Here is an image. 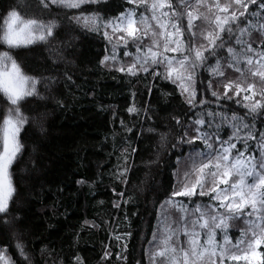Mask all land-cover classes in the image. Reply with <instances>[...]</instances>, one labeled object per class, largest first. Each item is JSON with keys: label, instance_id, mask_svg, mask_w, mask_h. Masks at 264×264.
<instances>
[{"label": "trees", "instance_id": "16d2710c", "mask_svg": "<svg viewBox=\"0 0 264 264\" xmlns=\"http://www.w3.org/2000/svg\"><path fill=\"white\" fill-rule=\"evenodd\" d=\"M261 2L249 3L244 16L232 22V31L222 33L223 47L216 48L215 55L206 52L207 61L196 67L193 88L196 100L204 95L200 106L196 100L189 104L181 88L165 79L157 65L135 75L120 71L135 59L128 56L130 62L124 67L105 60L110 46L104 29L85 27L74 19L115 18L132 7L128 0H95L78 9L51 3L45 8L40 0H0V54L11 57L0 60V69L15 61L23 75L36 80L34 94L15 105L0 90V129L17 109L25 120L18 135L22 148L10 166L15 194L7 211L0 213V249L7 251L12 264H151L150 242L161 222V206L178 190L177 170L185 157L207 151L199 140L184 141L196 136L195 121L208 112L229 110L244 119L247 149L259 155L264 108L251 112L241 99L223 95L210 69L219 61L223 73L232 76L231 70H246L243 59L249 45L262 52L264 38L259 39L253 20L264 10ZM185 3L193 5L195 0ZM212 3L196 5L194 14L209 19H197L196 35L186 32L185 42L207 45L202 34L216 30L209 21L220 12L214 7L209 12ZM182 5L185 14L180 24L186 28L191 9ZM233 11L239 16L243 8L234 5L228 14ZM12 12L22 19L52 23L53 35L26 47H10L3 37ZM246 23L247 30L241 32L239 26ZM138 42L151 44L148 37ZM230 47L234 53L228 55ZM237 80L246 85L245 80ZM261 85L264 90V82ZM258 100L264 103V92ZM2 134L0 130V149ZM185 166L184 171H191L192 166ZM197 197L208 204L207 197ZM247 228L243 220L230 221L233 243ZM259 252L264 260V246Z\"/></svg>", "mask_w": 264, "mask_h": 264}, {"label": "snow or ice", "instance_id": "6c2138e0", "mask_svg": "<svg viewBox=\"0 0 264 264\" xmlns=\"http://www.w3.org/2000/svg\"><path fill=\"white\" fill-rule=\"evenodd\" d=\"M95 2V0H40V3L47 8L49 3L59 4L65 8H80L82 4ZM129 3L145 5L152 13L150 19L155 22L153 28L149 23V17L137 14L134 10L122 13L115 20L103 22L104 27L111 28L113 34L116 32L124 33L119 37L125 45L128 41H141L145 37H151V45L140 44L136 48L137 56L135 61L127 68H120V71H127L135 75L137 71H148L149 65H163L165 67V79L171 80L181 88L182 94L188 93V103L193 104L196 98L193 88L196 67L203 65L208 57L206 52L216 54V48L223 47L221 34L225 31L231 32L230 21L235 22L239 17H243L248 11V4H256L257 0H229L221 4L220 0H213L209 7L219 9L222 13H229L234 5H239L243 11L239 16L235 11L230 15H215L213 23L218 30L202 34L207 45L200 44L185 47V33L193 32L194 21L206 19L202 13L197 16L194 14L196 5H207L208 0H195V4L189 5L185 0H180L187 11V27H182L177 23V19L182 13L178 12L173 0H128ZM260 8L264 9V2L260 3ZM165 9H168L167 11ZM139 15V19H137ZM11 20L8 23V31L3 40L10 47L28 46L43 41L53 35L54 25L52 23H42L37 19H22L16 12L10 14ZM77 22H83L85 27L95 28L98 26V17L76 16ZM264 29V24L260 25ZM241 32L245 29H240ZM109 37V33L105 32ZM220 41V43H218ZM237 43L242 41L237 38ZM249 51L251 46L249 45ZM227 51L234 53L233 48ZM167 53H177L179 56H169ZM125 56L132 53L125 52ZM235 59V56H233ZM116 59L115 54L105 57V60ZM0 60L8 61L11 57L7 53L0 54ZM260 60L264 61V52L260 53ZM143 61V62H141ZM103 63V61H102ZM259 67L250 69V74L259 77L264 82V63ZM247 64L253 65L251 56L247 57ZM139 65V67H137ZM232 67L231 64L228 65ZM240 71L239 68L236 69ZM213 75L223 76L220 63L210 69ZM158 74V73H153ZM36 80L21 73L15 61L11 63V70H0V90L9 95L11 102L15 105L26 96H31L35 92ZM235 87L236 95L241 92L252 91L255 85L248 84L247 88L241 87L239 83L230 82L225 85L226 89ZM255 95L256 93L253 92ZM213 95H217L213 92ZM225 95L231 99V95L226 91ZM245 99H250L245 96ZM204 103V101H201ZM247 107V105H245ZM264 108V103L256 101L251 105V110ZM129 111H136L130 108ZM211 115V114H209ZM233 119H237L233 117ZM180 123L179 121H177ZM25 123L24 118L17 109L15 116L9 115L2 126V149H0V213L6 212L9 203L15 194L12 184L10 166L15 157L20 152L22 145L18 141V135ZM198 125L205 124L203 118L195 121ZM247 127V125H241ZM199 132V129H197ZM239 129L233 132L228 140H220L206 133L196 135L187 141L193 144L201 140L205 145L206 152L197 153L202 159L193 158L192 169L185 173V181L176 185L178 190H174L171 196L164 202L162 207V218L157 229V234L150 242L154 247L150 250L151 264H226V261L249 260V250L252 258L261 254L255 249L264 245V143H261L259 155L246 154L247 143L243 145L244 150L238 148L237 144L232 143V139H241L238 135ZM217 142L219 146H217ZM195 177L194 182L192 177ZM207 197L210 203H197L193 197ZM187 198L191 202L186 203L182 199ZM175 209L179 215L173 218V214L167 209ZM233 219L243 220L248 228L242 232L240 239L233 243L229 235L230 221ZM251 233V235H249ZM222 235V242L219 237ZM183 237V239H182ZM243 251V255L235 254ZM0 264H12L5 249H0ZM261 264H264L262 260Z\"/></svg>", "mask_w": 264, "mask_h": 264}, {"label": "rangeland", "instance_id": "374dc122", "mask_svg": "<svg viewBox=\"0 0 264 264\" xmlns=\"http://www.w3.org/2000/svg\"><path fill=\"white\" fill-rule=\"evenodd\" d=\"M149 2H150V0H149ZM131 4H132V7H130L129 10H134L137 14H143V15L149 17V23L152 25L153 28L156 27L155 22L154 21H151V19H150L152 13L148 10V8L145 5H143V4L138 5L136 3H131ZM174 6H175V8H176V10L178 12L182 13V15L179 16L178 19H177V23L180 24V20L182 19V16L185 14L184 10H182V7H181L183 5L180 3V1H178V2L175 1ZM129 10H126L123 13H127ZM165 10L167 11L168 9H165ZM217 15H221L223 17L224 15H229V14L228 13L225 14V13H222L220 11ZM115 18H111V19H107V20H99L97 22L98 26L95 27L94 29H100V31H103V29H104V33H103L104 35H105V32H108L109 33V37H106L105 36L107 38L108 43H109V46H110L109 47L110 54L107 57H111L113 54H115L116 59L115 60L112 59V60L114 62L115 61L118 62V64H120V65L122 64L121 66L124 67V64L125 63H128L130 61H127L129 59V57L128 56H125L123 53H125V52L132 53V55H130V56L133 57L134 59L137 56H142L143 53L142 52L141 53H137L136 52V48L139 45V42L138 41L137 42H133V41L129 40L128 41V44L125 45L122 41L119 40V37L121 35H124V33L116 32L115 34H113L111 28L104 27V23L103 22L108 21V20H115ZM138 18H139V15H137V19ZM262 18H263V20H262ZM10 20H11V16H9V18H8V20L6 22V25H5V33L8 31V23L10 22ZM253 20H254V23L256 25L255 26L256 27L255 29H256L257 34L259 35V39L264 38V29H261V27H260V25L264 24V10H262L261 12H257L256 17ZM261 20H262V23H260ZM194 23H196V20L194 21ZM232 25L233 24L230 21V26H232ZM246 25H247V23L245 24V26L240 25L239 26V30L240 29H245V31H246L247 30V26ZM234 26H235V24H234ZM248 27H250L249 24H248ZM216 30H218V29H216ZM202 31H203V29L200 30V33H202ZM5 33H4V35H5ZM148 38H149V43H151V37L149 36ZM239 39L242 41L241 44H244V40L242 38H239ZM184 44H185V47L187 48V47H190V46L195 45V42H189V43H187V42L184 41ZM262 52H264V49L262 50ZM262 52H260V49H258V51H256L255 49H253V50H251L249 52V54H248L247 57H249V56L252 57V59H253V65H248L247 68H246V70H240V71L231 70V71L234 72V75H232V76L229 74L228 71H226L223 76L214 75V77H215V83H217L219 85V87L222 89L223 95H225V92L227 91L229 93V95H231V98L232 99H236V100L241 99V101L245 105H247V107L245 106L246 107L245 109H250L252 104H254L256 101H259L258 98H260L261 97V93L264 92V90H262V85H261V81H260L259 77H254V76H252L250 74V69H255V68H257V67L260 66V64L257 63L258 61L260 63H264V61H261L260 60V53H262ZM167 55H169V56H177V57L179 56V54H177V53H167ZM228 55H229V52H228ZM108 60L110 61V59H108ZM243 60L245 62H247V59H243ZM141 62H143V61H141ZM157 67L160 68V69H162L165 72V67L163 65H157ZM0 70H2V69H0ZM10 70H11V65L6 70H4V71H10ZM221 71L223 72V70H221ZM230 77L233 78L232 81H230L228 79ZM237 78L242 79V80H245L246 85L243 86L237 80ZM230 82L239 83L241 85V87H243L245 89L247 88L248 84H253V85H255V88L252 91H245V92H241L239 95H236L235 87H233L231 89H226L225 88V85H228ZM253 92H255L256 94L254 95ZM183 95H185V97L188 98V93L187 92H184ZM195 95H196V98H195V100H196L197 99V93L196 92H195ZM225 96H227V95H225ZM245 96H249L250 99L246 100L245 99ZM203 98H204V95H202L201 98H199V100H196V102H198V104L200 106L203 104V103H201V101H204ZM10 101H11V99H10ZM229 112H230L229 110H228V112H225V111H219V112H216V113H209L208 112V114L203 115V119L205 120V124H203V125H198L196 123L194 124V128H195V131H196V135H202V134H205L206 133L208 136L212 137L213 140H216V137L217 136L219 137L220 140H228L229 137L232 136L233 132L236 131V129L238 128L239 129L238 135L241 137V139L237 140V139L233 138L232 139V143L237 144V146L239 144H245V143H247V140L249 139V137H247V135H248V125H247V123L245 122L244 119H242L238 115L234 114L233 112H230V113ZM251 112H253V111L251 110ZM209 114H211V115H209ZM9 115L10 114H8L6 116V118ZM233 117H236L237 119H233ZM215 123H220L219 124L220 127H219V125L218 126H215L214 125ZM241 125H247V127L245 128V127H242ZM225 128H227V134L226 135L223 134ZM197 129H199V132H197ZM2 138H3V134H2ZM198 142L200 144H202L203 146H205L201 140H199ZM217 146H219L218 142H217ZM238 148H240L241 150H244L243 146L242 147L238 146ZM248 153L254 154V152L248 151V149H247L246 150V154H248ZM193 158L202 159V156H199L198 157L197 156V153H192L188 158L185 157V159L180 164V166H179V168L177 170V173H176L177 184H180V181L181 182L185 181V173L186 172H190V171H184V168H182V167H184L186 164H188V165H186L188 167L192 166V164H193ZM186 166H185V168H186ZM194 179H195V177L193 176L192 177L193 182H194ZM177 199H179V198H177ZM193 200H195L197 203H204L205 204L204 200H202L201 198L193 197ZM184 201L186 203H188V200L187 199H185ZM207 203H210V201H207ZM167 211L170 212V213H172V214H175L176 213V216L179 215V213L176 210L173 211V209H171V208L167 209ZM161 212H162V210H161ZM156 234H157V232H156ZM249 235H251V233H249ZM182 239H183V237H182ZM219 239L222 242V235L219 237ZM153 246L154 245L152 244L151 245V248ZM262 246H264V245H262ZM260 248L261 247L255 249V251L259 252V249ZM243 254L244 253H241L239 255H243ZM240 262H247V264H250V263L251 264H261V262H262V256L260 255V256H258L256 258H252V256H251V250H249V260L248 261H244V260H241L239 262H236V261H232V262L231 261H226V264H238Z\"/></svg>", "mask_w": 264, "mask_h": 264}]
</instances>
